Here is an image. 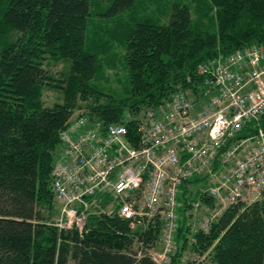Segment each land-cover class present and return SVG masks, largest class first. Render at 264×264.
Wrapping results in <instances>:
<instances>
[{"label": "trees", "instance_id": "trees-1", "mask_svg": "<svg viewBox=\"0 0 264 264\" xmlns=\"http://www.w3.org/2000/svg\"><path fill=\"white\" fill-rule=\"evenodd\" d=\"M106 2L98 16H130L112 37L125 50L130 90L124 99L102 102L91 80L99 54L116 45L99 42L93 53L86 42L92 10ZM262 43L264 0H0V264H157L147 250L158 243L159 229L142 232L117 217H91L83 236L55 225L60 132L80 99H96L88 105L96 119L122 123L127 112L187 91L203 63ZM48 58L71 64L64 102L52 107L43 100L52 80L44 69ZM127 128L136 131L134 123ZM194 183L181 188L172 264H182L188 249L214 264H264V199L233 205L209 233L193 234L192 203L215 204L200 199Z\"/></svg>", "mask_w": 264, "mask_h": 264}, {"label": "built area", "instance_id": "built-area-1", "mask_svg": "<svg viewBox=\"0 0 264 264\" xmlns=\"http://www.w3.org/2000/svg\"><path fill=\"white\" fill-rule=\"evenodd\" d=\"M191 83L158 106L127 112L122 123L89 111L71 115L52 173L60 230L83 236L91 217H117L142 232L159 229L160 252L149 255L170 264L185 183L195 180L200 199L215 202L192 203L193 234L209 233L233 205L264 199V43L203 63ZM251 125L254 131L243 136Z\"/></svg>", "mask_w": 264, "mask_h": 264}, {"label": "rangeland", "instance_id": "rangeland-1", "mask_svg": "<svg viewBox=\"0 0 264 264\" xmlns=\"http://www.w3.org/2000/svg\"><path fill=\"white\" fill-rule=\"evenodd\" d=\"M109 6L110 4L106 2L101 4L100 7L93 8L86 42V49L92 51L93 53H96L94 47L98 48L99 42H108L109 45H116V47L112 48L110 51H103L101 54H99V68L97 70L96 76L91 80L92 86L105 95L100 96L98 99L102 102H106V100L108 101V96L116 97L118 100L124 99L128 96V92L130 90L129 72L125 65V50L118 48L117 41L115 38H112L120 31L121 24H125V22L129 20L130 16L128 13H124L113 18L98 16V14L101 15L106 12ZM150 11H153L152 6ZM142 13L143 11L139 10L138 15H141ZM14 37L16 38L17 34L14 35ZM70 67V61L67 60L57 61L52 58H48L44 61V69L46 70L47 75L52 78L49 83L51 85L44 87L43 100L46 107H52L55 104L64 102V88L67 86V80L69 79L70 75ZM95 103L96 99L91 95L87 100L80 99L78 101L80 108H77L73 114L89 111L88 105H93ZM244 205L249 206L252 204ZM56 209L57 215L55 217L54 223L56 226H58L60 224V212L58 206H56ZM200 212L201 215H204L206 211L205 209H202ZM195 220L196 218L194 216L191 223L192 225L196 223ZM159 248V244L156 243L154 247L152 246L149 250H147V253H158L160 252ZM173 255L174 254L171 255V259ZM195 256L196 255L193 254L190 249H188L183 254L181 259L182 264H214L210 259L207 258H205L204 261L195 262ZM202 257L204 258V255ZM170 264H172V261H170Z\"/></svg>", "mask_w": 264, "mask_h": 264}]
</instances>
